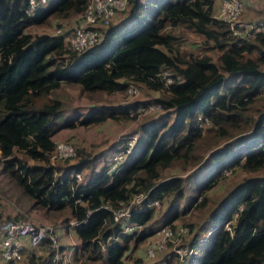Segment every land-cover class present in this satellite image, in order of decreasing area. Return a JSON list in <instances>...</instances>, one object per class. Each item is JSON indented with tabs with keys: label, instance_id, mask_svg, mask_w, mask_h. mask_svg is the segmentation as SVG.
Here are the masks:
<instances>
[{
	"label": "trees",
	"instance_id": "obj_1",
	"mask_svg": "<svg viewBox=\"0 0 264 264\" xmlns=\"http://www.w3.org/2000/svg\"><path fill=\"white\" fill-rule=\"evenodd\" d=\"M215 1L128 0L127 9L100 28L93 46L74 52L62 35L31 34L27 28L46 24L51 16L79 14L87 0H53L34 13L27 12L28 0H0L2 171L32 207L65 211L64 228L76 220L71 227L79 240L76 252L87 261L128 264L131 241L142 240L144 233L124 226H145L154 215L152 200L174 195L169 206L175 212L187 179L192 183L193 175L205 176L204 183L192 187L185 210L195 195L238 167L249 176L210 211L181 264H264V32L232 35L227 23L215 17ZM167 22L193 31L204 46L180 51L162 36ZM123 59L128 63L120 65ZM163 70L172 77L166 86L159 75ZM125 80L164 93L152 101L166 113L141 126L143 139L134 152L114 169L112 155L119 147L100 162L101 155L77 148L76 161L53 164L50 154L60 128L122 119L129 110L97 104L87 113L68 115L55 91L72 84L89 95L113 94L125 90ZM205 121L209 125L203 127ZM175 164L188 174L163 177V170ZM83 170L90 171L78 180L75 174ZM140 193L146 196L130 214L114 220L112 210ZM205 202L206 196L199 204ZM43 248V258L36 261L31 254L29 260L47 264L52 248L48 241ZM142 260L141 255L133 258L136 264Z\"/></svg>",
	"mask_w": 264,
	"mask_h": 264
},
{
	"label": "rangeland",
	"instance_id": "obj_2",
	"mask_svg": "<svg viewBox=\"0 0 264 264\" xmlns=\"http://www.w3.org/2000/svg\"><path fill=\"white\" fill-rule=\"evenodd\" d=\"M52 1L53 0H50L49 2ZM243 1L245 4L244 19L246 21H255L264 16V0ZM77 15L78 14H75L63 19L51 16L46 24L32 25L27 28V31L31 34L37 32L52 34L59 27L64 31H69L74 25ZM116 20H118V18H116ZM178 24L179 23H175L174 26L171 27L167 22L162 29V36H166L170 41L172 39V42L179 47L180 51H195L198 50L199 47L202 48L204 46L203 39L199 35L191 30H185L178 26ZM120 61V65H122V63H128L126 59ZM125 83L126 88L124 91L113 94L96 92L94 95H89L88 93L80 91L78 86L72 84H63L55 91V93L65 101L63 110L65 114H72L73 112L77 115L87 113L92 106L97 104L106 106L120 104L128 106L126 108H129L130 110H128V117H123L122 119H107L100 123H89L84 124L83 126L79 125L76 127L60 128L54 135L55 141H68L72 145L74 153L64 159L54 160L53 164L65 165L66 163L76 161L77 148H84L86 151L96 156L106 152L108 149L112 148L114 144L118 145H115L117 148H123L126 143H129L130 146H132L133 144L131 143L136 140L135 145L131 150L132 152L129 154L134 152L136 146L143 139L141 126L154 118L159 119L166 113V111L161 108L150 109L146 104L152 102V99L155 97H162L164 93L163 91L156 92L148 89L137 82H128V80H125ZM141 104H144L142 106L143 109L140 108ZM172 116L173 115L171 114L170 117L167 118L168 122L172 121ZM128 136H132V138L129 139ZM129 144L128 147H130ZM127 154L124 157L125 160L127 159ZM100 161H103L102 158H100L99 162ZM97 167L99 168V164ZM231 170L226 171L224 176H219L217 180L213 181L209 189L195 195L194 199H191L190 205L185 210L183 209L186 206L187 201H190L191 193L193 195L192 187L197 183H204L207 180L205 176L200 174L193 175L192 183L190 178L187 179L185 184L186 195L183 199L177 200L179 202L176 203L175 212H171L172 210L169 206L170 201L175 199L174 195L165 197L162 202L158 201L157 205L152 206L154 207V215L146 224L147 226L149 225V227L146 228V225H143L136 228L137 233H144V238L136 243L131 241V250L128 252L131 256L128 255L126 263L136 264V262L133 261L134 256L142 255L143 260L141 263L137 264H181V261L186 258L184 257L185 253L191 249L189 246L194 234L201 231L202 225L207 226L210 211L215 208L223 196H225L238 182L246 176H249L248 173L238 167H235L233 172ZM88 171L90 170H83L80 172L81 180H83L82 177L85 176ZM187 174L188 171L184 170L180 164H175L162 172L163 177L175 175L185 176ZM5 175L6 174L2 171V165L0 163V223L12 220L14 216H17L18 220H26L36 224L52 225L55 228V236L63 244L66 243L69 245V243H72L73 241L72 238H75L76 242H78L75 234L70 236L69 233L63 231L65 230L63 218L67 214L65 211L32 207V201L23 195L14 182L9 180L8 176ZM143 194L144 193H140L134 196L130 207H132L134 203L139 202L140 198L145 196V194ZM204 196H206V202L201 206L199 203ZM187 224L192 225L193 230L189 231L187 229V232L183 233L180 230V227H187L185 226ZM163 229L170 230V235L166 236V238H163V235L165 234ZM72 233L74 232H70V234ZM157 245L161 246L155 249L154 246L158 247ZM34 255L35 260L37 261L38 255ZM190 255L191 253H189V256ZM169 260H171V262H169ZM36 261L31 262L29 257L24 255V257L16 264H38ZM73 264L100 263L97 261L93 262L85 260L78 251L74 255Z\"/></svg>",
	"mask_w": 264,
	"mask_h": 264
},
{
	"label": "built area",
	"instance_id": "obj_3",
	"mask_svg": "<svg viewBox=\"0 0 264 264\" xmlns=\"http://www.w3.org/2000/svg\"><path fill=\"white\" fill-rule=\"evenodd\" d=\"M48 2L49 0H28L27 12L34 13ZM127 2L128 0H87L84 10L77 15L74 25L69 31H64L59 27L52 34L62 35L68 50L74 52L84 51L99 40L101 27L109 26L118 13L127 9ZM244 9L245 4L243 0H220L215 17L225 21L231 34L236 37H249L254 33L264 32V20L246 21L244 19ZM159 75L164 81L165 86L172 82L171 73L168 70L161 71ZM143 105H140L141 109H143ZM146 106L150 109L161 108L160 103L155 101L147 103ZM198 125H202V123ZM208 125L207 121L203 122V127ZM128 138L131 139L132 136H128ZM135 141L131 143L133 144L132 146L126 143L123 148H119V150L113 153L111 169L117 167L127 153L132 152L131 150L135 145ZM128 144L130 147H128ZM73 153L74 149L68 141H55V147L50 154V160L53 163L54 160L64 159ZM75 176L78 180H81L80 173H76ZM157 204V200H152L149 205L155 206ZM130 206L131 203L121 204L118 208H114L112 210L114 220L117 221L122 219V217L128 216L131 212ZM75 223L76 220L70 219L69 227H72ZM139 226L137 224H127L124 226V229L127 231L135 230ZM180 230L186 233L187 227H180ZM164 231L163 238H166V236L170 235V230L163 229ZM55 235V228L52 225L36 224L26 220L4 221L0 236V263L19 261L23 258V251L26 247H40L44 245L45 241H48L52 252L46 255L47 264H73V250L64 249L62 243ZM157 246H154L155 249L161 245ZM190 251L191 249L185 253L184 257H188L189 253H191Z\"/></svg>",
	"mask_w": 264,
	"mask_h": 264
},
{
	"label": "crops",
	"instance_id": "obj_4",
	"mask_svg": "<svg viewBox=\"0 0 264 264\" xmlns=\"http://www.w3.org/2000/svg\"><path fill=\"white\" fill-rule=\"evenodd\" d=\"M220 1V0H219ZM219 1L218 0H216L215 1V9L217 8V6H218V4H219ZM263 14H264V9H263ZM152 90V89H151ZM154 91H156V90H154ZM157 92V91H156ZM74 111V110H73ZM68 115H73V113L72 114H68ZM56 134V133H55ZM55 137V136H54ZM115 145H117V144H114L113 146H112V148H110V149H108L106 152H103V153H101V156H102V159H103V157L104 156H106L107 154H110V152L116 147ZM98 168V167H97ZM72 230V228L71 227H68V228H65V230H63V231H65V233H69V235L70 236H73V234H75V233H72V234H70V232H72L71 231ZM74 232V231H73ZM1 234H2V223H0V236H1ZM76 236V235H75ZM73 239V241H72V243H69V245H67L66 243L65 244H63L62 245V247L64 248V249H72L73 250V254L75 255L76 254V248H77V246L79 245V240H78V242H76V239L75 238H72ZM78 239V238H77ZM76 245V246H75ZM31 254H37L38 255V257L40 256V257H44L45 256V250H44V248H43V246H40V247H36V248H30V247H26L25 249H24V251H23V257H24V255H26V256H29V255H31ZM142 256V255H141ZM19 261H16V262H13V263H11V262H1L0 264H16V263H18Z\"/></svg>",
	"mask_w": 264,
	"mask_h": 264
}]
</instances>
